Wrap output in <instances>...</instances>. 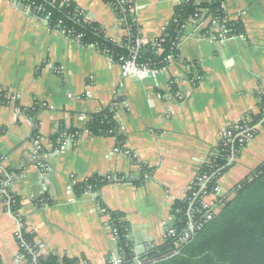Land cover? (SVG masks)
<instances>
[{"label":"crops","instance_id":"crops-1","mask_svg":"<svg viewBox=\"0 0 264 264\" xmlns=\"http://www.w3.org/2000/svg\"><path fill=\"white\" fill-rule=\"evenodd\" d=\"M72 1L107 37L122 42L125 28L109 3ZM179 2L134 0L145 40L163 33ZM224 8L244 34L214 38L204 32L207 20L195 17L179 40L175 62L140 79L123 77L99 47L52 28L24 3L0 0V93L10 98L0 102V163L2 170L16 171L10 190L20 197L19 215L44 252L105 264L117 257L115 251L142 258L165 242L164 221L186 197L221 131L258 113L264 97V0H225ZM116 95L123 102L117 112L123 149L115 150L116 137L88 130L54 147L51 137L61 123L84 128L88 118L80 116L100 112ZM38 102L44 155L33 150V118L17 107ZM263 161L264 123L220 178L222 191L231 192ZM94 175L109 181L81 195L69 189ZM109 210L124 213L130 224L129 251L113 233ZM18 228L0 195L2 264H27L19 256Z\"/></svg>","mask_w":264,"mask_h":264},{"label":"trees","instance_id":"trees-1","mask_svg":"<svg viewBox=\"0 0 264 264\" xmlns=\"http://www.w3.org/2000/svg\"><path fill=\"white\" fill-rule=\"evenodd\" d=\"M30 8L31 12L42 18H46L52 28H57L62 32L77 37L81 35V41L86 46L96 45L105 52L114 62H118L121 56L129 57L132 53V47L137 35H140V28L133 15L135 7L134 0H105L116 12L117 17L122 20L126 34L122 43H117L106 36L102 26L93 21H85V12L72 0H17ZM225 0H180L175 6V13L163 33L157 37V44H148L142 46L138 53V61L153 68H163L169 63V57L178 56V43L185 32V27L196 14L199 17L211 21L208 23L204 32H212V19L222 20L227 17ZM226 26L231 28L232 35L244 34L242 23L227 21ZM162 51L159 52V45ZM10 98L5 92L0 93V102L7 104ZM121 97H116L113 102L100 112L93 114L84 124V128L66 127L61 123L51 137V142L55 148H61V139L67 133H79L82 130H88L93 135L114 136L117 140V148L123 149L126 136L120 130L117 119L114 118L118 112ZM20 111L27 113L33 118L34 131L31 138L35 140L39 137L38 121L35 118L38 110L42 107L41 103H36L31 108H25L17 105ZM248 121L243 122V126L251 127L253 139L259 127L264 123V97L260 101L258 113H250ZM237 133V132H235ZM250 139H241L237 137L234 141L219 143L214 146L208 160L204 162L198 173L208 174L210 180L207 182L206 192L211 193L219 186L220 178L235 164L230 162L232 157L238 158L248 145ZM46 154L45 148L39 151L38 155ZM43 157V156H42ZM39 160V159H38ZM145 169V168H144ZM16 173L13 169H4L0 171V186L7 175L13 176ZM109 181L103 176L94 175L83 182L76 183L74 191L81 195L87 190L97 191L102 185ZM194 189H188L186 197L177 200L172 208V215L176 217L175 228L177 234L184 232V224L187 220V213L190 208V198L193 196ZM223 202L221 209L213 218L203 219V211L199 201L195 205V219H203V224L190 233L189 238L178 248L174 245V238L165 239L161 245L155 246L149 253L158 254L173 247V252L160 256L157 260H152L144 264H264V161L256 167L248 176L243 178ZM13 194V193H12ZM15 202L10 204V208L20 219L22 227V239H17L19 243V252L27 260V264H77L78 258L67 256L60 257L56 254H44L34 260L33 252L37 250L35 246V233L29 231L24 219L19 215L21 207L20 197L13 194ZM202 193L197 200H200ZM111 217V226L117 229V241L122 247L129 251L130 224L125 220V214L119 211H107ZM24 243V245H23ZM1 263V262H0ZM2 264V263H1ZM123 264H134L133 256L123 260Z\"/></svg>","mask_w":264,"mask_h":264},{"label":"built area","instance_id":"built-area-1","mask_svg":"<svg viewBox=\"0 0 264 264\" xmlns=\"http://www.w3.org/2000/svg\"><path fill=\"white\" fill-rule=\"evenodd\" d=\"M17 1V0H15ZM127 1H132V0H127ZM224 6V5H223ZM28 9L30 10V8L28 7ZM31 12V10H30ZM195 17H199V14H196ZM228 17H225L222 20H213L212 19V36L214 38L217 39H227L229 37L232 36H237V35H232L231 34V28H228L226 26V22L230 21L229 19H227ZM194 19V18H192ZM84 20L85 21H91L90 18L88 17V15L84 16ZM207 22L209 23L211 21V17L206 19ZM169 23L165 24L163 27V31L164 29L168 26ZM77 39H81V35H78L77 37H75ZM122 43V42H121ZM157 44L158 43V39H151L150 40H145L141 33L140 35H137V37L134 40V45L131 46L132 47V53L129 57H124L121 56L119 58V61L116 62L119 64L120 68H121V73L123 77H137L140 79H144L148 76H156L158 73H160L161 71H164L168 68V66L172 63H174L175 58L174 56H170L169 57V63L164 66L163 68L157 69V68H153L150 67L147 64L144 63H140L138 61V53L140 51V48L142 46L148 45V44ZM159 45V49L158 51L161 52L162 48ZM92 46V45H91ZM95 46V45H94ZM111 60L114 62V60L111 58ZM188 67H191V63L188 64ZM197 78H199V76H197ZM116 97H119V95H116ZM115 97V98H116ZM113 98V99H115ZM117 106H122L123 102L118 101V103H116ZM80 118L82 120H86L89 117L87 116H80ZM115 119H117V113L114 116ZM249 117H246L244 119H240L238 121H234V123H232L231 125L225 127L220 134V138L218 143L216 144V146L219 143H227L230 141H234V139H236L237 137L241 138V139H250L252 138V133H251V127H246L243 126V122L248 121ZM260 127V126H257ZM121 130V127H120ZM237 132V133H235ZM78 135V133H65L63 138L61 139V145H63L64 142V137H69L74 139L76 136ZM32 136V135H31ZM33 139V138H32ZM32 145H33V150L34 153L38 154L39 151H41L44 147L41 143V139L40 137H37L35 140H32ZM116 151H120L118 148L115 149ZM214 152H211L209 155H212ZM208 157L205 159L204 162L209 161ZM236 161L235 157H232L230 162H234ZM203 162V163H204ZM0 171H2L1 168V163H0ZM12 176L7 175V178L4 179L1 183L0 186V195L4 198V200L6 201V203H8L9 205L13 202H15L14 200V196L10 190V186H11V181H12ZM210 180V176L208 174H197L196 177L193 179V181L191 182V184L189 185V189H194L193 191V196L190 198V208L188 210V217L186 220V223L184 224V232L180 233L179 235L177 234V230L175 228V221H176V217L174 215H170L169 218L164 221V228H165V239H169V238H174V245L175 247H179L181 246V244L183 242H185L189 236L190 233L195 231V229L199 226H201V224H203V221L205 220V222L211 218H213V216L218 213L221 209V206L223 205V202L225 200H227V198H231L232 194H230V192H224L222 191V189L220 188V186H217L213 192L208 193L206 192V186H207V182ZM76 184V183H75ZM74 184V185H75ZM73 184L69 185V189L70 190H74V186ZM202 193V197L200 200H197L199 194ZM196 201H199L201 208H199L201 211H203V219L200 220H196L195 219V212H196V207L194 205V203ZM110 221H111V217ZM19 220V228L16 232V238L17 239H22V233H21V221ZM113 229V228H112ZM113 233L114 235L117 237V229H113ZM24 245V243H23ZM38 247L37 250H33L30 248V250L33 252L32 254L34 255V260L36 261L38 259L39 256L41 255H46L49 253L44 252L42 245H40L39 243H36V245ZM19 256L22 260L26 261L25 257L19 252ZM63 257V256H60ZM71 258V257H70ZM123 260L126 259H120L118 257H112L108 262H106L105 264H123ZM133 261H134V257H133ZM1 264V263H0ZM77 264H90L88 261H86L83 258H78L77 259ZM135 264V263H134Z\"/></svg>","mask_w":264,"mask_h":264},{"label":"water","instance_id":"water-1","mask_svg":"<svg viewBox=\"0 0 264 264\" xmlns=\"http://www.w3.org/2000/svg\"><path fill=\"white\" fill-rule=\"evenodd\" d=\"M24 6V5H23ZM174 248L173 247H170L169 249L165 250V251H162L158 254H153V255H146L144 257L141 258V255H137V253H135V255H137V257L134 258V263L135 264H144L146 262H149V261H152V260H157V258H159L160 256H165L167 253H170V252H173ZM116 254H117V257L120 258V259H128L129 255L128 252L127 254L123 257V255H120V252L119 251H115Z\"/></svg>","mask_w":264,"mask_h":264},{"label":"rangeland","instance_id":"rangeland-1","mask_svg":"<svg viewBox=\"0 0 264 264\" xmlns=\"http://www.w3.org/2000/svg\"><path fill=\"white\" fill-rule=\"evenodd\" d=\"M232 194V196H233V193H231Z\"/></svg>","mask_w":264,"mask_h":264}]
</instances>
